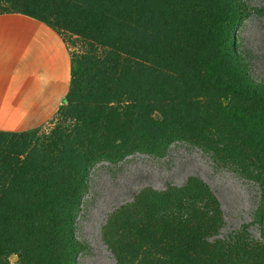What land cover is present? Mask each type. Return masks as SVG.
<instances>
[{
  "label": "rangeland",
  "instance_id": "obj_1",
  "mask_svg": "<svg viewBox=\"0 0 264 264\" xmlns=\"http://www.w3.org/2000/svg\"><path fill=\"white\" fill-rule=\"evenodd\" d=\"M33 1L82 65L68 91L73 120L56 115L34 131L0 132V216L32 159V178L56 183L26 189L46 202L36 228L20 235L33 254L49 256L39 264H51L54 249L61 264H154V250L126 228L144 193L188 185L207 186L219 204L214 239L245 227L248 242L264 244V164L219 116L221 93L202 82L214 40L199 24L201 2ZM219 1L243 11L236 53L262 92L254 102L264 103V0ZM11 5L0 0V13ZM51 210L56 227L42 214Z\"/></svg>",
  "mask_w": 264,
  "mask_h": 264
},
{
  "label": "trees",
  "instance_id": "obj_2",
  "mask_svg": "<svg viewBox=\"0 0 264 264\" xmlns=\"http://www.w3.org/2000/svg\"><path fill=\"white\" fill-rule=\"evenodd\" d=\"M199 1L202 5L199 24L214 40V50L206 61L202 82L221 93L219 116L227 126L248 138L253 158L264 164V103L254 102L262 92L245 74L235 47V30L243 11L238 5H227L219 0ZM9 13L28 16L59 32L54 24L43 19L33 0H12ZM81 71L79 58H71V79ZM69 96L67 93L62 99L57 112L65 123L75 117ZM37 172V161L32 159L15 180V193L5 199L6 208L0 216V264H10L9 258L14 255L18 257V264L47 263L49 260L45 252L35 255L20 242L22 229L36 228V214L46 203L38 195L27 196V185H56L53 179H33ZM138 202L141 210L132 221V227L126 229L133 230L142 244L154 250V264L264 263V244L248 242L244 238L245 227L228 239H214L223 218L218 202L205 185H188L162 193L151 191L144 193ZM42 214L57 226L59 215L54 210L49 215H45V211ZM50 256L54 259L51 264H61L56 249Z\"/></svg>",
  "mask_w": 264,
  "mask_h": 264
},
{
  "label": "crops",
  "instance_id": "obj_3",
  "mask_svg": "<svg viewBox=\"0 0 264 264\" xmlns=\"http://www.w3.org/2000/svg\"><path fill=\"white\" fill-rule=\"evenodd\" d=\"M70 83L71 56L58 33L22 14H0V131L48 123Z\"/></svg>",
  "mask_w": 264,
  "mask_h": 264
}]
</instances>
